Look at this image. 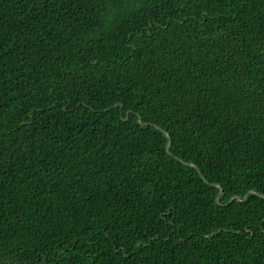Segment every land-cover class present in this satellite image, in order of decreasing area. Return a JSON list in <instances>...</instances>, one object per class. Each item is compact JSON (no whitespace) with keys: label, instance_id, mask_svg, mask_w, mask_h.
Listing matches in <instances>:
<instances>
[{"label":"trees","instance_id":"1","mask_svg":"<svg viewBox=\"0 0 264 264\" xmlns=\"http://www.w3.org/2000/svg\"><path fill=\"white\" fill-rule=\"evenodd\" d=\"M0 264H264V0H0Z\"/></svg>","mask_w":264,"mask_h":264}]
</instances>
